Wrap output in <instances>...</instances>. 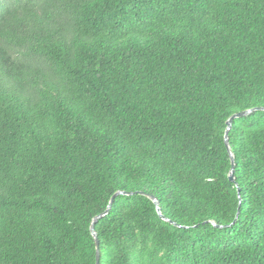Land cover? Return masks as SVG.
<instances>
[{"label":"trees","instance_id":"16d2710c","mask_svg":"<svg viewBox=\"0 0 264 264\" xmlns=\"http://www.w3.org/2000/svg\"><path fill=\"white\" fill-rule=\"evenodd\" d=\"M255 107L264 0H0V264H96L118 191L167 221L116 197L99 264H264Z\"/></svg>","mask_w":264,"mask_h":264},{"label":"water","instance_id":"95a60500","mask_svg":"<svg viewBox=\"0 0 264 264\" xmlns=\"http://www.w3.org/2000/svg\"><path fill=\"white\" fill-rule=\"evenodd\" d=\"M256 111H264V107H255V108H252V109H249V110H245V111H241V112H237L235 114H233L231 117H229L226 121V129H225V132H224V145L228 151V154H229V158H230V164H231V168H230V171H229V175H228V180L230 182H234L235 179H234V165H235V162H234V157L231 153V150H230V147H229V142H228V131L230 130L231 126H232V123L235 119H238V118H242V117H245L253 112H256ZM239 192H240V189L238 188L237 189V193H238V199H239V206L241 205V198H240V195H239ZM133 194H139V195H143V196H146L147 198H149L155 205L156 207V211H157V214L159 215V217L162 219V220H165L167 221V219H165V217H163L161 215V210L159 208V204H158V201L156 200V198L152 195H149V194H146L144 192H126V191H118L116 192L115 194H113V196L110 198L106 208L104 209L103 212H101L99 215L95 216L91 222V225H90V232L94 238V242H95V259H96V264H99V241L97 239V235H96V232H95V229H94V226L96 224V222L103 218L104 216H106L109 212V210L111 209V206L114 202V199L118 196H131ZM238 214H239V211L236 213V216H235V219L233 220V223H235L237 217H238ZM206 223V222H204ZM215 225V224H214Z\"/></svg>","mask_w":264,"mask_h":264}]
</instances>
